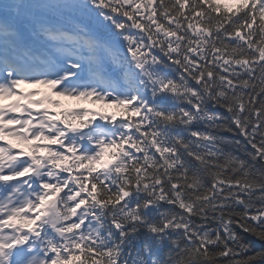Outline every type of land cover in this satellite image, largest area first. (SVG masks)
I'll list each match as a JSON object with an SVG mask.
<instances>
[{"label": "snow or ice", "instance_id": "obj_1", "mask_svg": "<svg viewBox=\"0 0 264 264\" xmlns=\"http://www.w3.org/2000/svg\"><path fill=\"white\" fill-rule=\"evenodd\" d=\"M0 264H264V0H0Z\"/></svg>", "mask_w": 264, "mask_h": 264}, {"label": "trees", "instance_id": "obj_2", "mask_svg": "<svg viewBox=\"0 0 264 264\" xmlns=\"http://www.w3.org/2000/svg\"><path fill=\"white\" fill-rule=\"evenodd\" d=\"M225 2H228V0H225ZM229 6L230 7H235V4L234 3H230L229 2ZM64 99H66V98H64ZM87 102H89V103H92L91 101H74V103H76V107H81L84 103H87ZM93 104V103H92ZM95 105H97V106H99L100 108H105L106 109V106H101V105H99V104H95Z\"/></svg>", "mask_w": 264, "mask_h": 264}]
</instances>
